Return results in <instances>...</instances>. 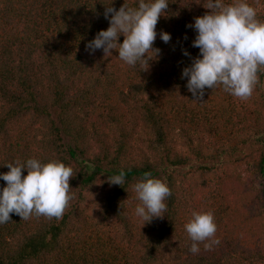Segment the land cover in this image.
<instances>
[{
  "label": "trees",
  "instance_id": "16d2710c",
  "mask_svg": "<svg viewBox=\"0 0 264 264\" xmlns=\"http://www.w3.org/2000/svg\"><path fill=\"white\" fill-rule=\"evenodd\" d=\"M204 2L169 0L142 71L117 50H86L110 26L106 6L139 0H0V174L34 158L75 175L61 219L12 213L0 224V264H264V70L247 100L222 85L193 97L182 72L200 50L187 25ZM246 2L264 22V0ZM121 171L124 186H110ZM149 172L171 196L145 223L133 186ZM194 212L213 214L219 240L195 254Z\"/></svg>",
  "mask_w": 264,
  "mask_h": 264
},
{
  "label": "clouds",
  "instance_id": "9594fccd",
  "mask_svg": "<svg viewBox=\"0 0 264 264\" xmlns=\"http://www.w3.org/2000/svg\"><path fill=\"white\" fill-rule=\"evenodd\" d=\"M199 4V3H197ZM169 0H139L138 7H128L125 3L117 10L112 5L105 7V18L110 26L101 30L89 41L86 50L94 53L103 49L105 56L112 50L118 51L121 60L130 66L139 64L142 71L149 68V52L157 38L156 26L167 11ZM203 6L209 11L194 19L187 27L194 28L197 35L192 43L199 48L198 56L182 72L187 78V89L195 99L203 100L206 89L223 90L232 96L249 99L259 83L258 73L264 70V22L257 18V10L246 0H205ZM123 34L124 40L119 42ZM160 38L164 43L171 41V34L162 31ZM187 37H185L186 39ZM185 56L190 53L185 49ZM10 169L0 174L6 187L0 191V224L12 219V213L22 220L32 215L49 219H61L69 202L74 198L70 192V179L73 169L62 162L41 163L29 159L26 164L6 163ZM27 169V175L23 170ZM125 172L107 177L110 186L125 184ZM137 199L141 202L135 213L145 223L153 218H163L167 211L165 200L171 196V189L162 180L145 173L144 178L133 186ZM144 223V224H145ZM185 229L193 241L190 251L199 252L198 244L205 241L210 250L217 225L210 212H194Z\"/></svg>",
  "mask_w": 264,
  "mask_h": 264
},
{
  "label": "rangeland",
  "instance_id": "374dc122",
  "mask_svg": "<svg viewBox=\"0 0 264 264\" xmlns=\"http://www.w3.org/2000/svg\"><path fill=\"white\" fill-rule=\"evenodd\" d=\"M241 170L244 171V174L246 176L247 174H250V171L253 170V167L245 165L241 168ZM256 183L259 188H264V179L258 178V180H256Z\"/></svg>",
  "mask_w": 264,
  "mask_h": 264
}]
</instances>
